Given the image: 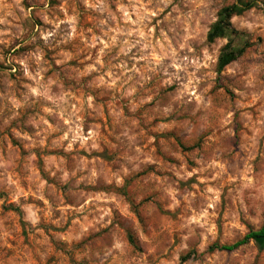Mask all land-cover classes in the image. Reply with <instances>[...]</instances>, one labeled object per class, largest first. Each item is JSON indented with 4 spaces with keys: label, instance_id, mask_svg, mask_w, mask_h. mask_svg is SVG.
Instances as JSON below:
<instances>
[{
    "label": "clouds",
    "instance_id": "obj_1",
    "mask_svg": "<svg viewBox=\"0 0 264 264\" xmlns=\"http://www.w3.org/2000/svg\"><path fill=\"white\" fill-rule=\"evenodd\" d=\"M0 264H264V0H0Z\"/></svg>",
    "mask_w": 264,
    "mask_h": 264
}]
</instances>
